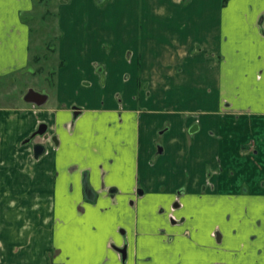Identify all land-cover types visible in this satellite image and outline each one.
<instances>
[{"label":"crops","instance_id":"0c3cea01","mask_svg":"<svg viewBox=\"0 0 264 264\" xmlns=\"http://www.w3.org/2000/svg\"><path fill=\"white\" fill-rule=\"evenodd\" d=\"M56 1L0 0V78L57 45L0 102V264H264V0Z\"/></svg>","mask_w":264,"mask_h":264},{"label":"rangeland","instance_id":"374dc122","mask_svg":"<svg viewBox=\"0 0 264 264\" xmlns=\"http://www.w3.org/2000/svg\"><path fill=\"white\" fill-rule=\"evenodd\" d=\"M64 2L65 0H61ZM60 1V3H61ZM69 3V0H67ZM109 0H98V5L102 8L105 7L108 4ZM118 0L115 3V6L119 3ZM58 1H52V0H36V12H35V20L36 22H45L54 20L52 16V10H54L55 7H57ZM107 3V4H106ZM55 21V20H54ZM38 34L36 33V38H38ZM47 37V36H46ZM50 42V43H49ZM44 41L41 45H39L34 50L35 58L39 59L35 63V69L34 73L31 74H23L19 73L17 75H12L9 77H2L0 78V102H17V100L23 99V97H30L35 98V95H32V92L27 91L28 85L31 84V82L35 81L39 84H48V83H54V76H52L53 71H55V65H53L56 61L54 51H56V43L54 39L51 41ZM109 49V48H108ZM52 67V68H51ZM54 67V69H53ZM51 68V69H50ZM50 73V78H45L47 73ZM52 72V73H51ZM34 83V82H33ZM26 94V96H25ZM23 95V96H21ZM25 98L26 100L28 98ZM39 129V128H38ZM38 131V130H37ZM37 138V137H36ZM142 195V192L139 193ZM180 200V197H178V202ZM163 212V211H162ZM172 217V216H171ZM171 219H174L173 217ZM212 236L216 240V244L218 250L224 251L222 248L224 247L223 241H222V235L219 231H215L212 233ZM239 252H233V256H237ZM219 255V259H221ZM260 260H262L261 257H258Z\"/></svg>","mask_w":264,"mask_h":264},{"label":"water","instance_id":"95a60500","mask_svg":"<svg viewBox=\"0 0 264 264\" xmlns=\"http://www.w3.org/2000/svg\"><path fill=\"white\" fill-rule=\"evenodd\" d=\"M32 95H35V98H36V94H32ZM28 99L27 100H30V99H34V98H30V97H27ZM43 100L44 99H41L40 101H38V104H42L43 103ZM47 130H48V126L46 124H42L40 125L38 131H36L27 141L26 143H31V141L36 138V137H42L44 136L46 133H47ZM45 151V147L41 144H37L35 145L34 147V153H35V156L36 157H39L40 155H42ZM124 255V259H126V253H125V250H122L121 251Z\"/></svg>","mask_w":264,"mask_h":264}]
</instances>
